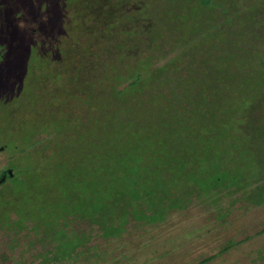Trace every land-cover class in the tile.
<instances>
[{"label": "rangeland", "instance_id": "374dc122", "mask_svg": "<svg viewBox=\"0 0 264 264\" xmlns=\"http://www.w3.org/2000/svg\"><path fill=\"white\" fill-rule=\"evenodd\" d=\"M31 2L0 0V43L15 41L6 50L0 46V75L14 73L19 94L10 100L24 99L15 101L19 110L10 124V104L0 102V172L23 161L28 154L19 151L22 147L35 157L44 154V143L35 144L30 137L38 131L34 137L44 138L50 106L60 116L78 118L84 128L99 118L100 129H105L111 116L122 122L139 118L144 111L140 101H151L153 107V97L161 93L175 105L172 91L196 67L201 74L206 66L213 70L211 78L200 79L211 94L221 88L227 107L247 106L249 120L264 124V0H57L54 12L62 18L60 28L53 30L57 33L32 38L46 39L43 49L39 46L43 58L34 55L20 32L37 29L51 15L35 0L34 10L38 6L42 13L24 22L27 15L21 8ZM221 67L230 73L224 80L215 77ZM138 76L134 90L130 84ZM14 127L19 134L11 131ZM201 163L210 182L220 177L216 167ZM243 168L240 181L234 182L238 194L225 193L223 187L210 194L203 179L176 193L183 194L176 204L186 201V207L168 208L161 222L130 220L115 210L103 216L101 227L71 220L65 229L71 239L63 247H56L51 230H33L32 222L0 229V264H197L212 255L217 256L206 264H264V175L259 177L250 164ZM176 184L181 189V182ZM73 238L86 240L75 255L60 258L73 250ZM227 246L231 248L220 253Z\"/></svg>", "mask_w": 264, "mask_h": 264}, {"label": "trees", "instance_id": "16d2710c", "mask_svg": "<svg viewBox=\"0 0 264 264\" xmlns=\"http://www.w3.org/2000/svg\"><path fill=\"white\" fill-rule=\"evenodd\" d=\"M46 10L55 14L50 4ZM61 23L60 17L58 28ZM206 68L201 74L196 67L185 78H211L213 70ZM227 70L219 68L215 77L224 80L230 74ZM193 72L197 77H192ZM61 75L59 72V78ZM10 80L5 84L11 90L13 79ZM140 81L138 76L130 87L135 90ZM220 90L211 94L201 83L183 82L182 87L172 91L175 105L169 98L163 99L161 93L153 97L157 100L153 107L151 101H140L144 111L139 118L122 122L111 116L105 121V129H100L99 118L90 120V126L84 128L78 118L60 116L61 111L50 106V114L43 120L44 138L34 137L38 131L30 137L35 144L44 143V154L35 157L34 152L28 153L30 148L22 147L19 151L28 155L13 165V177L0 186V229H20L32 222L33 230H51L56 235V247H63L71 239L65 232L71 220L101 227L103 216L108 218L115 210L130 220L161 222L168 208L186 207V201L180 207L176 204L183 195L176 193L184 192L188 185H200L198 181L208 182L210 194L217 192L216 187L238 194L240 189L234 187V182L240 181L246 163L259 177L264 175V124L258 118L249 120L247 106L227 107L228 97H221ZM235 92L240 94L239 90ZM21 97L9 102L10 123L16 121L19 107L15 101H24ZM108 111L113 114L110 108ZM34 115L39 120L40 116ZM17 121L21 124L23 120ZM15 127L10 130L19 134ZM12 148L18 150V146ZM167 157L172 160L165 165L162 161ZM201 162L216 167L220 177L210 182L208 172L200 169ZM234 165L237 168L233 169ZM176 181L181 182V189ZM261 202L262 199L258 204ZM123 229L124 226L116 236ZM73 241V250L60 258L75 255L84 243L75 238ZM216 256L197 264H206Z\"/></svg>", "mask_w": 264, "mask_h": 264}, {"label": "flooded vegetation", "instance_id": "af4514ba", "mask_svg": "<svg viewBox=\"0 0 264 264\" xmlns=\"http://www.w3.org/2000/svg\"><path fill=\"white\" fill-rule=\"evenodd\" d=\"M40 1V2H39ZM57 0H52V2H48V0H36V4H38L39 3V5L41 4V5H44L45 6V9H46V5L47 4H50V6H51V8H52V10L53 11H55V9H56V7H55V2H56ZM23 11H25V14L27 15L26 17H25V19L23 20L24 22H29V21H31V19L32 18H36L38 15L40 16V14L42 13V12H40V8L37 6L36 7V10H34V8H33V3L31 2V4H30V6L29 7H25V8H21ZM45 11V10H44ZM46 14L47 13H49V14H51L50 16H48L47 15V19H46V21H42V19H41V21H40V23H39V25H38V28L37 29H28V28H24V29H20V32L21 33H23V34H25V35H23L24 36V38L26 39V42H27V44L30 46V47H32L33 48V51H34V55L36 56V57H39L40 56V58L42 57L43 58V53H42V49H43V44L45 43V40L46 39H35V40H33L32 38H33V35L35 36L36 35V37H42L41 36V34H43L44 35V33H45V37L47 38H50L51 36L53 37L54 35L53 34H56L53 30L54 29H58V19H57V15L56 14H52V12H47V10H46V12H45ZM21 19V18H20ZM50 23V24H49ZM62 24V23H61ZM46 25H48V26H46ZM46 27H48V28H46ZM19 32V31H18ZM54 32V33H53ZM62 34H63V31H62ZM214 33H212L211 34V36L210 37H212V36H214L213 35ZM6 37V36H5ZM44 37V38H45ZM1 38H3V37H1L0 36V39ZM5 39V38H4ZM12 39V38H11ZM42 40H44L43 42H42V44H41V41ZM13 43H15V41H14V38L12 39V41L11 42H2V43H0V46H2V50H6L7 49V46L8 45H13ZM42 46V49L40 48V47ZM21 48V47H20ZM58 48V47H57ZM17 49H19L18 47L15 49H13V51H12V53L13 54H15V53H17ZM39 53H41L40 55H39ZM23 55H26V54H24L23 53ZM27 56L28 55H26V59H27ZM4 57V55L2 56V58ZM25 63L27 64V60H25ZM9 71V70H8ZM6 73V72H5ZM26 73H28L27 71L26 72H23V76H25L26 75ZM2 75V76H1ZM0 75V102H2V105H4V104H8V102H10L11 100H10V97L12 96V95H18L19 94V88L18 89H16L18 86H20L19 85V79L17 78L16 79V76H15V74L14 73H10V71L9 72H7L6 74H1ZM10 79H13V83H12V85L11 86H13L12 88H11V90L9 89V87H8V85H6L5 83H7V82H10L11 80ZM7 81V82H6ZM20 81H21V79H20ZM191 82V83H193V84H199V83H201V80L200 79H198V78H188V79H184L183 80V82ZM12 82V81H11ZM189 82V83H190ZM14 98H15V96H13ZM13 98V99H14ZM2 149V148H1ZM8 170H11L12 171V174L14 175V171H13V169H6V170H3V171H1L0 172V176H2L3 174H5L6 175V178H5V181L3 182V183H1L0 184V186H2V185H4L6 182H7V180L8 179H10V178H12V177H9V175L7 174V171Z\"/></svg>", "mask_w": 264, "mask_h": 264}, {"label": "water", "instance_id": "95a60500", "mask_svg": "<svg viewBox=\"0 0 264 264\" xmlns=\"http://www.w3.org/2000/svg\"><path fill=\"white\" fill-rule=\"evenodd\" d=\"M0 150H2V149H0ZM7 174L9 175V177H13V174H12V171L11 170H8L7 171ZM5 178H6V175L5 174H3L2 176H0V184L5 181Z\"/></svg>", "mask_w": 264, "mask_h": 264}]
</instances>
